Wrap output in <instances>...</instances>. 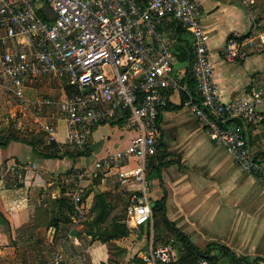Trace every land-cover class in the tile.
<instances>
[{
  "label": "crops",
  "instance_id": "obj_1",
  "mask_svg": "<svg viewBox=\"0 0 264 264\" xmlns=\"http://www.w3.org/2000/svg\"><path fill=\"white\" fill-rule=\"evenodd\" d=\"M194 1L208 35L219 98H248L254 88L264 92V44L244 50L233 63L220 56L229 36L264 35V0ZM158 27L170 40L174 71L189 92L192 37L169 18H163ZM46 78L25 80L27 98L48 96L56 102L40 113L20 107L10 92L0 87V106L9 105L12 116L7 126H0V264H53L56 259L60 264H142L144 252H138L139 242L133 243L132 238L141 227L125 225L128 235L105 242L96 235L119 214L124 203L118 173L99 172L86 181L85 217L79 224L71 220L73 210L54 206L56 200L68 198L64 174L92 170L95 160L128 145L135 130L125 121L117 123L118 119L92 126L88 153L72 157L79 150L69 142V126L57 105L67 96L59 80L54 79L60 86L54 89ZM181 93L170 91L168 106L159 115L158 158L148 165L153 182L151 199H159L164 189L168 221L199 250L219 256L217 264H235L218 246L247 261L241 264H264V183L209 140L194 112L181 105ZM258 110L263 120L250 127L249 146L253 156L264 159V104ZM9 134L12 137L8 139ZM32 139L38 152L24 141ZM50 141L55 146L49 145ZM168 161L171 163L166 164ZM102 193L114 208L103 222L95 223V196Z\"/></svg>",
  "mask_w": 264,
  "mask_h": 264
},
{
  "label": "built area",
  "instance_id": "obj_2",
  "mask_svg": "<svg viewBox=\"0 0 264 264\" xmlns=\"http://www.w3.org/2000/svg\"><path fill=\"white\" fill-rule=\"evenodd\" d=\"M163 18L172 19L192 37L188 71L196 96L174 71L170 40L157 25ZM0 31V87L20 107L40 113L56 103L48 96L27 98L29 77L54 78L77 88L78 94L57 104L73 148L85 151L91 127L111 120L123 118L136 132L124 148L95 160L92 170L63 175L74 224L85 217L86 181L99 172H116L126 200L123 223L131 229L152 227L148 163L158 152L159 115L170 91L186 93L184 105L194 112L209 140L264 183V159L253 156L249 146L250 127L263 120L258 108L264 104V92L254 88L248 98H219L208 35L194 0H0ZM262 44L264 35L231 36L220 56L233 63L244 50ZM171 243L155 245L151 237L142 263L171 264ZM196 264L210 263L201 258Z\"/></svg>",
  "mask_w": 264,
  "mask_h": 264
},
{
  "label": "trees",
  "instance_id": "obj_3",
  "mask_svg": "<svg viewBox=\"0 0 264 264\" xmlns=\"http://www.w3.org/2000/svg\"><path fill=\"white\" fill-rule=\"evenodd\" d=\"M179 27H180V25H178V28ZM229 37H231V36H229ZM189 59L191 62V59H192L191 53L189 55ZM188 75H189V77L187 78L188 79L187 87L189 89V94L192 96H196V87H195L193 79L190 76L189 71H188ZM194 88H195V92H194ZM63 89H64V92L68 98H71V97L75 96L76 94H78L77 88L67 84L65 81H63ZM187 99H188V95L186 93L182 92L181 93V105H183ZM167 106H168V104H167ZM122 121H124L123 118L116 120L117 123H120ZM11 137H12L11 134H9L8 139ZM24 141L27 142V144L30 145L34 151H37L36 150L37 146H36V143L34 142V139L24 140ZM49 145L55 146L53 141H50ZM157 148H158V146H157ZM87 153H88V150L75 151V154H73L72 157L83 156V155H86ZM38 154H41L44 157H53L52 155H49V154L44 155L41 152H39ZM156 157L158 158V155ZM161 157H163V156H161ZM150 161H149V163H150ZM149 163H148V165H149ZM169 163H171V161L166 162V164H169ZM150 175H152V171H149V176ZM105 195L106 194L102 193V194H97L95 196V203L93 206V209L97 210V213L94 217L95 223L103 222L105 220V218L109 215L110 210L112 208H114L113 205L111 204V202L108 199H106ZM123 199H124L123 200L124 203L122 202L120 207H119L120 208L119 214L114 215V217H112L111 221L106 226L103 227L104 229H100L97 231L96 235H98V239L101 240L102 242L109 241L112 239H116L119 237H123V236H126L129 234L127 227L122 222V220L125 217V208H126V200H125V198H123ZM82 200H84V195H83ZM165 202H166V192L164 189H163V194L159 199L151 201V213H152V227L151 228L155 234V237L152 238L154 240V244L155 245H159V244L163 245V244L168 243L170 240H172L171 244H177L178 245V247L181 251V255L177 260L173 261L171 264H196L197 261L201 258H205L206 260L209 261L210 264H217L219 256L210 254V250H206V251L199 250L194 244H192L190 242V240L186 234L179 231L177 228H175V226L172 223H170L168 221V219L166 217V213H165ZM54 206H56L55 208H63L64 207V208H70V210H72V205L68 201V198L67 199L61 198V199L56 200L54 202ZM144 228L147 229L146 239H149L150 227L146 226ZM141 229H142V227H141ZM208 248H209V246H208ZM218 249L221 250V252H223L225 254H229L232 261L235 264H241L242 262H247L245 259L235 257L230 250H228L227 248H225L223 246H218ZM137 261L141 262L140 259H137ZM257 261L258 260H254L255 263H257ZM142 264H144V263H142Z\"/></svg>",
  "mask_w": 264,
  "mask_h": 264
},
{
  "label": "rangeland",
  "instance_id": "obj_4",
  "mask_svg": "<svg viewBox=\"0 0 264 264\" xmlns=\"http://www.w3.org/2000/svg\"><path fill=\"white\" fill-rule=\"evenodd\" d=\"M162 19H159L158 21H157V25H159V22L161 21ZM192 44H193V40H192ZM46 79H48V78H46ZM49 85H50V87L51 88H58V86L59 85H57V83L54 81V78H49ZM60 87V86H59ZM13 105H14V102H13ZM12 118V116H11V113H10V106L9 105H4L3 106V108H1V106H0V126H2V124H3V126H7V124H8V121L10 120ZM156 174H157V170H156V172H155ZM155 175V174H154ZM150 230L152 231V232H149V239H145V236L147 235V229L146 228H144V229H140V230H138L137 232L135 231L134 233H133V236H132V238H134V241H133V243L134 242H139V249H138V252L139 251H143V252H145V251H147V247H148V245H149V242H150V240H151V237L152 238H154L155 237V234H154V232H153V230H152V228L150 227ZM154 235V236H153ZM153 243H154V240H153ZM159 244V243H158ZM159 245H161V244H159ZM170 251H171V255H172V258H173V260H177L179 257H180V255H181V251H180V249H179V247H178V245L177 244H171V246H170ZM139 256V255H138Z\"/></svg>",
  "mask_w": 264,
  "mask_h": 264
},
{
  "label": "water",
  "instance_id": "obj_5",
  "mask_svg": "<svg viewBox=\"0 0 264 264\" xmlns=\"http://www.w3.org/2000/svg\"><path fill=\"white\" fill-rule=\"evenodd\" d=\"M86 91V93L88 92V90H85ZM153 204V203H152Z\"/></svg>",
  "mask_w": 264,
  "mask_h": 264
}]
</instances>
